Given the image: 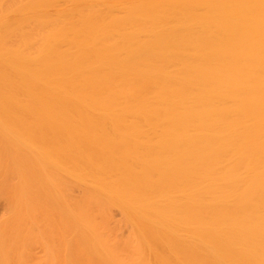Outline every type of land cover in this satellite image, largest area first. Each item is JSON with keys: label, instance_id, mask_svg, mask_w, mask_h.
Returning a JSON list of instances; mask_svg holds the SVG:
<instances>
[{"label": "bare ground", "instance_id": "obj_1", "mask_svg": "<svg viewBox=\"0 0 264 264\" xmlns=\"http://www.w3.org/2000/svg\"><path fill=\"white\" fill-rule=\"evenodd\" d=\"M0 264H264V0H0Z\"/></svg>", "mask_w": 264, "mask_h": 264}]
</instances>
